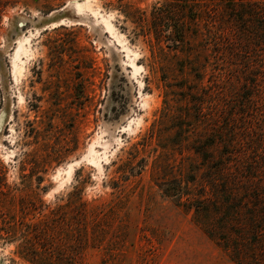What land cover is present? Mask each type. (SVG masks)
<instances>
[{
    "label": "rangeland",
    "instance_id": "obj_1",
    "mask_svg": "<svg viewBox=\"0 0 264 264\" xmlns=\"http://www.w3.org/2000/svg\"><path fill=\"white\" fill-rule=\"evenodd\" d=\"M77 1L87 3L81 14ZM163 1L4 0L0 163L7 184L19 186L21 165L34 156L43 178L42 202L49 208L78 197L67 215L69 256L64 257L69 264L240 263L233 253L238 228L230 227L225 252L203 232L194 210H188L202 180L194 172L198 159L191 141L207 137L198 129L192 140L186 139L172 128L186 109L179 87L188 81L177 76L172 56L163 73L151 58L149 38L118 8L129 4L148 17ZM104 20L116 35L105 30ZM237 36L231 32L229 41ZM260 37L239 46L232 41V59L215 64L213 81L225 90L226 101L209 99L214 109L219 105L224 110L227 104L229 112L238 111L248 81L260 71L252 69L250 76V66H264ZM18 42L25 48L19 54L21 73L15 74ZM130 61L141 67L135 75ZM207 78L204 84L211 85ZM249 113L241 119L249 121ZM234 124L240 127L238 121ZM163 183L183 188L185 195L166 197ZM18 244L0 239V264H30L18 254ZM258 259L249 256L244 264H264V247Z\"/></svg>",
    "mask_w": 264,
    "mask_h": 264
},
{
    "label": "trees",
    "instance_id": "obj_2",
    "mask_svg": "<svg viewBox=\"0 0 264 264\" xmlns=\"http://www.w3.org/2000/svg\"><path fill=\"white\" fill-rule=\"evenodd\" d=\"M5 5L0 0V13ZM118 6L125 19L149 38L151 58L163 73L167 58L172 56L177 76L188 81V86L179 87L187 102L178 117L180 123H174L173 115L175 134L192 140L198 129L206 133L202 141H191L198 159L194 172L202 180L188 210H194L203 232L225 252L229 250L230 227H237L233 233L237 264L247 263L249 256L259 262L258 252L264 247V85H260L264 84V66H250L248 74L255 68L260 71L251 73L253 81L245 88L248 93L240 96L237 112H229L227 104H223L224 110L219 105L214 109L208 100L226 101L225 90L213 80L215 64L232 59L230 33H238L233 41L238 46L254 40L255 35H261L259 42L264 44V0H164L148 17L129 4ZM206 77L211 85L204 84ZM246 111L250 112L249 121L241 119ZM37 169L34 156L26 159L20 169V185L10 186L0 163V239L19 243L18 254L30 264H69V257H64L69 251L67 215L69 206L80 200L71 195L63 205L45 206L41 198L44 188H40L43 178ZM161 189L166 197L185 195L177 185L163 183Z\"/></svg>",
    "mask_w": 264,
    "mask_h": 264
},
{
    "label": "bare ground",
    "instance_id": "obj_3",
    "mask_svg": "<svg viewBox=\"0 0 264 264\" xmlns=\"http://www.w3.org/2000/svg\"><path fill=\"white\" fill-rule=\"evenodd\" d=\"M91 1V0H90ZM90 3V2H89ZM87 3H86V1H84V2H74V5H75V8H76V10H77V12H80V14H81V12L82 11H84V9L86 8H88L87 7V5H86ZM90 5V4H89ZM65 6H67V5H65ZM64 7V6H63ZM70 7V6H69ZM73 7V6H72ZM74 8V7H73ZM74 8V9H75ZM90 8H92L91 6H90ZM63 9V8H62ZM75 10V11H76ZM93 10V9H92ZM74 11V12H75ZM88 11V10H87ZM89 11H91V10H89ZM88 11V12H89ZM93 11H95V10H93ZM93 11H91V13H94ZM53 12V11H52ZM52 12H50V14L52 13ZM58 12H59V10H58ZM76 12V13H77ZM85 13V12H84ZM90 13V12H89ZM96 14H98V11H97V13ZM106 18V17H105ZM101 20H102V17H101ZM61 23H63V20L62 21H60ZM64 24V23H63ZM104 25V28H105V30L107 31V32H109L110 33V35H114L115 33H113V32H115L114 31V27H113V25L111 24V22H109V21H107V20H104V23H103ZM116 35V34H115ZM27 39V38H26ZM20 41V40H19ZM19 44H18V47L16 48V51H15V61H14V64H13V70H14V73L15 74H20L21 73V70H22V61L20 60V58H19V54H20V52L22 51V50H24V45L22 44V42H18ZM121 42H119V44H120ZM26 44V43H25ZM16 45V44H15ZM121 48H123V47H121ZM27 49V48H26ZM128 49V48H127ZM128 59H130V58H128ZM19 61V63H17ZM131 65V68H132V74L133 75H135V74H137V72L141 69V67H139L138 65H136L133 61L131 62L130 61V63H128L127 65ZM131 74V75H132ZM132 75V76H133ZM99 159V158H98Z\"/></svg>",
    "mask_w": 264,
    "mask_h": 264
}]
</instances>
